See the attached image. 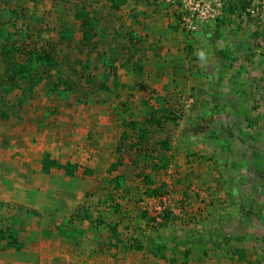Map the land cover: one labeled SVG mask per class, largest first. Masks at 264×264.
I'll return each mask as SVG.
<instances>
[{
    "label": "rangeland",
    "instance_id": "1",
    "mask_svg": "<svg viewBox=\"0 0 264 264\" xmlns=\"http://www.w3.org/2000/svg\"><path fill=\"white\" fill-rule=\"evenodd\" d=\"M88 1L55 18L0 1V264H181L188 249L190 264H264V0H202L193 31L163 0L192 39L146 77L153 63L125 58L140 67L127 102L95 65L91 26L59 30ZM48 51L55 64L35 70Z\"/></svg>",
    "mask_w": 264,
    "mask_h": 264
},
{
    "label": "crops",
    "instance_id": "2",
    "mask_svg": "<svg viewBox=\"0 0 264 264\" xmlns=\"http://www.w3.org/2000/svg\"><path fill=\"white\" fill-rule=\"evenodd\" d=\"M61 1L63 0H4V5L2 7H13L19 4L20 6L31 9L29 17H32L35 12H41V8L47 6V9L54 10L57 13L53 16V18H55L58 17L61 11L59 6V2ZM88 2V10L91 11V13H88L89 11L78 14L75 13L74 19L69 17L71 11H67V9L62 10L64 14L68 12V15H65V18L62 19L59 30L62 32L71 30L76 36V40H81V38H77L80 30L84 28V25L91 26V30L95 35L96 46L99 45L94 48L93 51L97 57L102 59L98 58L97 61H94L96 62L95 65L102 64L98 69L109 78L108 87L119 88L120 91H118L117 94H119V96L120 94L124 96L126 102L130 101L132 96L136 94L132 92L133 88H139V80L135 78V74L133 77L129 74V71L133 74L134 72H132V70L138 71L140 68H137V66L133 68L134 62H139L141 58H145L150 63H153V67L148 66L146 68V77L149 71L159 73L158 65L160 64V57L163 58L168 54V47L173 48V55H176L177 50H181L177 49V47L182 48L178 55L182 56L183 54L184 57L186 54L187 51L183 41H185L187 37V40L192 39L191 35L182 28H178V25L174 23V11H171L172 9L169 8V5L163 0H158L156 2L150 0H91ZM81 6L84 5L81 4ZM56 9L59 10V13ZM55 12L52 11V13ZM88 15L89 17H87ZM4 18H6L4 20H7L10 25L16 24L12 14ZM72 39H74V37L70 38V40ZM153 48L156 49L155 52ZM108 56L111 58L109 60H104L105 57ZM134 56L138 58L133 60L134 62L132 64L129 63L127 67V63L124 61L125 58H134ZM145 65L148 64L146 63ZM107 66L115 68L112 70V68H107ZM141 68L143 69V67ZM116 69H119V71L117 72ZM111 73H113V75H111ZM112 76L115 77L111 80ZM159 77L151 75L152 80L155 78L154 83L157 80L162 81L163 77H161V79ZM142 86L143 85L140 87ZM144 86H146V84ZM98 88H102V86ZM110 113L111 114H108V116L112 118V112ZM57 244L59 246L58 248H61L59 243ZM57 244L54 246L52 245L51 249L56 250ZM60 244H63L62 240ZM17 256V258L14 257L15 260H13V262L22 259L20 255ZM61 256L59 257L64 260ZM54 258H58L57 255L51 257V259ZM23 259L26 260L25 257ZM15 264L24 263L18 261Z\"/></svg>",
    "mask_w": 264,
    "mask_h": 264
},
{
    "label": "trees",
    "instance_id": "3",
    "mask_svg": "<svg viewBox=\"0 0 264 264\" xmlns=\"http://www.w3.org/2000/svg\"><path fill=\"white\" fill-rule=\"evenodd\" d=\"M248 5H249V3L243 2L242 9L245 10ZM9 39H11V37ZM10 50H11V48H10ZM10 50H6L5 51V54L7 53V54L11 55ZM11 52H12V50H11ZM35 62H36V66L33 67L35 70H36V68H39L40 67L39 65H42V64L44 66H45V64L46 65L55 64V63H53L54 62L53 55L51 53H49V51L48 52L37 53V56L35 57ZM25 70H27V68L21 67L19 69L13 70V71H15V74H21ZM11 78H12V75H11ZM0 100H1V97H0ZM164 108L166 109V106L165 105L163 106V109ZM164 111H166V110H164ZM159 112H160L159 109H154L151 112L150 116L146 119V121H147V123L149 125L161 124L160 120L157 119V115H158ZM165 114H167V113H165ZM168 118H170V117H168ZM127 125H129V127L133 128L134 130H137V127H136L137 122L136 121L128 122ZM141 131L145 135V131L144 130H141ZM140 139L143 140V137L140 138ZM162 142L163 143L161 145H163V147H167L168 146V141L167 140L166 141H162ZM60 165L61 164L58 161H54V160L50 161L48 158H45L44 159V163H43V168H44V170L49 171L52 166L59 167ZM118 165L119 164H116V163L113 164L112 167H111L112 168L111 171L117 170V166ZM147 216H148V213L146 211H144L143 212V217L144 218H147ZM168 217H169V215H168ZM168 217L167 216L166 217L164 216L163 218L164 219H168ZM152 220L153 221H156L157 219L155 217H153ZM136 246L138 248L142 247L141 244H138ZM190 254H191V251L189 249L185 251L184 260L181 261V264H190V261H189ZM161 258L166 259L167 261H170L169 259H167L163 255H161ZM171 262L172 263H175V262H177V259H173Z\"/></svg>",
    "mask_w": 264,
    "mask_h": 264
},
{
    "label": "built area",
    "instance_id": "4",
    "mask_svg": "<svg viewBox=\"0 0 264 264\" xmlns=\"http://www.w3.org/2000/svg\"><path fill=\"white\" fill-rule=\"evenodd\" d=\"M173 5L180 18L181 25L188 31L199 28L205 21V6L202 0H167Z\"/></svg>",
    "mask_w": 264,
    "mask_h": 264
}]
</instances>
